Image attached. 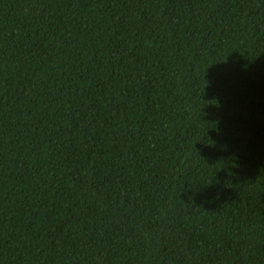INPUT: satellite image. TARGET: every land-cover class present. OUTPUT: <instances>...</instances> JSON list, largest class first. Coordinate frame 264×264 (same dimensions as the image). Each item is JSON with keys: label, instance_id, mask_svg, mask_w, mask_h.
Here are the masks:
<instances>
[{"label": "trees", "instance_id": "obj_1", "mask_svg": "<svg viewBox=\"0 0 264 264\" xmlns=\"http://www.w3.org/2000/svg\"><path fill=\"white\" fill-rule=\"evenodd\" d=\"M0 264H264V0H0Z\"/></svg>", "mask_w": 264, "mask_h": 264}]
</instances>
